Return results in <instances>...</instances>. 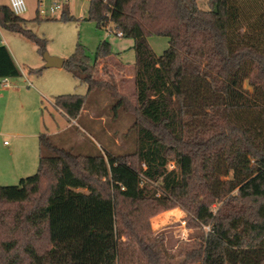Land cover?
I'll list each match as a JSON object with an SVG mask.
<instances>
[{
    "label": "trees",
    "instance_id": "trees-1",
    "mask_svg": "<svg viewBox=\"0 0 264 264\" xmlns=\"http://www.w3.org/2000/svg\"><path fill=\"white\" fill-rule=\"evenodd\" d=\"M200 1L88 0V20L132 39L134 93L83 71L80 44L63 66L133 113L135 148L77 154L40 133L36 172L0 184V203L30 206L10 215L14 232L29 231L0 242V264H264V0ZM26 23L0 5V28L43 53ZM149 35L167 38L161 54ZM111 53L101 41L93 62ZM19 75L0 44V79ZM87 97L57 95L53 106L75 119ZM176 206L190 232L168 257L149 220Z\"/></svg>",
    "mask_w": 264,
    "mask_h": 264
},
{
    "label": "rangeland",
    "instance_id": "rangeland-1",
    "mask_svg": "<svg viewBox=\"0 0 264 264\" xmlns=\"http://www.w3.org/2000/svg\"><path fill=\"white\" fill-rule=\"evenodd\" d=\"M1 1L6 2L7 0ZM24 2L26 11L21 16L27 19V27L32 29L37 36L46 39L45 51L52 56L66 59L76 49L77 44H80L87 60L90 61L83 71L89 72L94 67L93 70H97L94 77L114 81L120 94L128 98L132 97L135 83L133 84L130 80V71L127 68L111 59L102 58L93 62L95 51L101 41L110 44L111 52L123 55L122 60L133 61V49L128 47L132 39L117 36L112 26L99 28L94 22L88 20V0H39V2L38 0H24ZM58 3L60 7L52 13L49 8ZM199 4L204 6L203 0ZM62 5L68 9L71 20L58 19L63 10ZM41 9L44 11L42 12ZM36 16L39 20L34 22L32 19ZM147 41L157 55L168 46L167 38L159 35H149ZM0 42L10 47L15 62L20 68L19 76L6 79L11 83L10 88L4 89L1 86L2 79H0L1 185L11 186V184L18 183V179H1L3 175L1 171L7 164H24V177L36 172L39 159L38 138L34 141L31 135L33 128V131H36V127L38 124L41 125L42 121L45 122L47 130L57 131L56 134L50 135L52 141L59 147L71 149L74 153L95 155L102 152L105 154V149L113 155L133 152L135 132L129 129L134 119L133 113L125 112L119 107L112 109L114 99L107 90L88 93L86 83L74 78L65 66L45 67L42 52L25 36L0 29ZM120 83L122 85L118 86ZM27 88L37 89L41 95L27 91ZM10 90L11 95L7 96ZM61 94H87L86 103L75 119H69L53 106L54 96ZM32 125L34 127H31ZM13 134H23L19 138L23 143L35 142L31 146L32 161H29L30 150L26 148L22 151L15 150V153L9 156L8 149L17 142ZM172 167L173 164L170 163L169 168ZM29 208L30 206L17 207L15 204L0 203V242L10 240L12 236L19 240L24 239L22 237L29 229L24 227L14 232L12 228L14 224L9 219L12 212L19 209L29 210ZM170 209H175L176 213L179 210L180 213L170 218L166 216V221L159 226L155 222L153 226V221L162 220L164 216L161 213ZM184 217L182 210L176 206L155 213L149 220L151 230H153L152 234L155 236L160 233L164 234V248L168 257L173 253L177 240L187 238L190 232L185 226ZM46 242L42 239L37 244L44 248L47 245ZM3 262L8 264V261Z\"/></svg>",
    "mask_w": 264,
    "mask_h": 264
},
{
    "label": "crops",
    "instance_id": "crops-1",
    "mask_svg": "<svg viewBox=\"0 0 264 264\" xmlns=\"http://www.w3.org/2000/svg\"><path fill=\"white\" fill-rule=\"evenodd\" d=\"M64 1H67V0H64ZM1 4H4V5L8 4V0L6 2H2L0 0V5ZM0 44L1 45H5L6 48H8V50H9V52L11 54V57H12L14 63H16L15 62V59L13 57V54H12V50L10 49V47L8 45H6V43H3V42H0ZM132 45H133V42L132 43H129L128 44V47L129 48H132ZM122 57H123V55H121V54H115V53L112 52L111 55L105 57V59H111V60H114L115 62H120L124 66V68H127L130 71V76H129L130 77V80L134 84L135 83V77H134V59H133V61L128 62V61L122 60ZM16 65L18 66L17 63H16ZM18 68H19V66H18ZM19 70H20V68H19ZM31 85H32V83H31ZM120 85H122V84L120 83L118 86H120ZM10 87L11 86H9L8 88H10ZM27 87H29V86H27ZM8 88H4V89H8ZM27 89H28L27 91H31L33 93L40 94V92L37 89H34V88H27ZM134 89H135V85H134ZM10 92H11V90L8 91V95L7 96H10L11 95ZM25 104L27 105V101L25 102ZM33 125L31 127H34ZM59 129L61 130V127ZM33 130H34V128H33ZM33 130H32V135L31 134L30 135L32 136L31 137L32 139L34 138V141H35L36 138H38V135L40 133L46 132V133H48L50 135H54L57 132V131L51 132V131L47 130V126H46L45 122H43V121H42V124L41 125L38 124V127H36V131H33ZM22 135L23 134H19V135L13 134V137L16 138V141L17 142L14 143L13 146L10 149H8V151H9L8 154H9V156L10 155L12 156L15 153V150L22 151V150H24L26 148V149L30 150V155H29V159L30 160L29 161H32L33 155H32L31 146H33L35 142H32V144H31V142H29V143L28 142L27 143L26 142L23 143L21 140H19V138ZM4 143H6V142H4ZM39 153H40V151H39ZM24 167H25L24 164H18V163H13V164H10V165L7 164L4 167L5 169L3 171H1V173L3 174V175H1L2 176L1 179L3 178L5 180H13V179H18L19 180L20 178L24 177L23 176V173H25V172H23L25 170ZM174 210L175 209H172V210L170 209L169 210L170 212L169 211L162 212L161 214H162V216H164L163 219L160 220V221H157L156 219L154 221L152 220L153 221V223H152L153 226H154V223L155 222L159 226L162 222H164V221L167 220V217L170 218L171 216H174V215H177L178 213H180L178 209H177L178 210V213L174 212Z\"/></svg>",
    "mask_w": 264,
    "mask_h": 264
},
{
    "label": "built area",
    "instance_id": "built-area-1",
    "mask_svg": "<svg viewBox=\"0 0 264 264\" xmlns=\"http://www.w3.org/2000/svg\"><path fill=\"white\" fill-rule=\"evenodd\" d=\"M8 6L10 8V10H12L16 15H20L23 14L26 11V5L24 0H8ZM60 7V4H54L53 6H51L49 9L51 12H54L56 9H58ZM41 11L43 12L44 10L41 9ZM108 28V27H106ZM115 34L119 37L122 36V33L120 31H116ZM29 84L31 85V82H29ZM1 86L3 88H8L9 86H11V83L8 81H6V79H2V84Z\"/></svg>",
    "mask_w": 264,
    "mask_h": 264
},
{
    "label": "water",
    "instance_id": "water-1",
    "mask_svg": "<svg viewBox=\"0 0 264 264\" xmlns=\"http://www.w3.org/2000/svg\"><path fill=\"white\" fill-rule=\"evenodd\" d=\"M42 58L45 62V67H57L60 68L64 64V58L50 55L47 51L42 53Z\"/></svg>",
    "mask_w": 264,
    "mask_h": 264
}]
</instances>
